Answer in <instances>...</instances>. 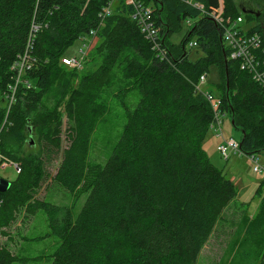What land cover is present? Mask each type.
<instances>
[{
    "label": "trees",
    "instance_id": "obj_1",
    "mask_svg": "<svg viewBox=\"0 0 264 264\" xmlns=\"http://www.w3.org/2000/svg\"><path fill=\"white\" fill-rule=\"evenodd\" d=\"M109 1L0 0V94L9 100L11 82L23 74L8 109L0 105V153L20 167L0 191V229L18 214L26 217L40 208L57 227L51 264H193L236 196L234 181L204 147L214 117L196 90L197 80L216 70L218 83L206 87L221 98L231 124L241 131L246 155L264 152V88L239 61L227 58L215 21L185 0H144L161 28L164 58L151 49L125 0L115 1L99 24L97 14ZM192 1L206 10L219 5L218 0ZM255 1L260 11L252 14L224 0L223 14L241 15L249 31L264 34V0ZM189 18L196 20L173 54L165 38ZM33 24L39 27L30 38ZM91 28L99 38L91 60L98 64L80 74L83 67L68 68L61 58ZM191 34L201 51L195 60L184 47ZM133 88L139 99L130 107L126 95ZM50 92L57 94L52 103L46 102ZM102 92L117 96L125 123L109 157L99 163L89 159V146L107 108L97 100ZM64 123L68 143L61 149ZM27 139L28 152L23 150ZM60 150L51 180L75 197L86 194L72 217L35 198L49 176L46 162ZM245 233L242 244L254 251L255 264H264V197ZM15 260L0 245V264Z\"/></svg>",
    "mask_w": 264,
    "mask_h": 264
},
{
    "label": "rangeland",
    "instance_id": "obj_2",
    "mask_svg": "<svg viewBox=\"0 0 264 264\" xmlns=\"http://www.w3.org/2000/svg\"><path fill=\"white\" fill-rule=\"evenodd\" d=\"M222 1L224 4V0ZM234 3L238 11L241 12L255 14L260 11V6L255 0H234ZM189 20L193 23L196 19L189 18ZM189 30L187 19H184L180 21L176 31L166 36V44L173 54H177L181 50L180 45ZM195 40L196 35L191 34L184 45L185 50L188 52V58L191 60H195L201 55V51L196 46L189 45L190 42ZM98 43L99 38H96L89 52L88 62L84 63L83 68L79 70L80 74L93 71L97 67L98 63L96 64L95 60L92 61L91 59L93 48ZM78 45L79 41L76 40L67 49V55L74 54ZM22 76L23 74L19 76V79L21 78L20 81H22ZM218 81V74L212 67L209 79L207 77V84L216 85ZM74 82L76 86L80 81L75 78ZM15 84V82H11L12 86ZM209 88L211 89V87ZM110 93L105 94L102 92L97 98L98 101L106 104L107 108L99 117L90 138L89 159L99 163H104L109 157L125 123L124 110L117 100V96ZM55 94L56 92H50L46 102L52 103ZM65 96L68 97V94ZM138 99L139 92L136 88L127 92L126 103L130 107H133ZM8 103L9 100L6 95L4 93L0 94V105L6 106L7 110ZM61 108L63 109V106ZM65 127L64 123L61 134V149L68 143ZM222 131L225 138L232 137L236 141H240L241 131L231 124L228 114L223 117ZM213 135L214 133L209 129L204 139V147L206 148L207 143L216 150L220 161L217 166L222 168L227 173V176L234 181L236 196L220 214L212 234L201 248L197 260L193 264H255L257 258L254 251L252 252V248L242 244V242L247 237L245 233L247 224L252 221L264 197V172L255 173L253 171L254 163L250 156L246 154L231 153L228 160L222 159L216 148L220 139L215 138ZM27 141L28 139L23 147L26 152L32 149L27 144ZM61 155L62 152L60 150L50 161L46 162L49 176L41 184L35 198L54 205V210L60 216L72 217L78 213L86 198V194L75 197L66 192L60 184L51 180V176L60 162ZM255 157L258 158L257 163L264 166V152L256 154ZM17 172L11 165L5 167L0 165V178L2 179L13 180L16 178ZM27 214L26 217L24 212L18 214L14 222L0 229V245L8 248L16 257L13 264H51V254L59 244V238L56 234L57 230H55L57 227L53 228L50 225L49 216L40 208H37L34 214ZM254 239L259 243L261 242L258 236ZM255 249L257 247L253 248V250Z\"/></svg>",
    "mask_w": 264,
    "mask_h": 264
},
{
    "label": "built area",
    "instance_id": "obj_3",
    "mask_svg": "<svg viewBox=\"0 0 264 264\" xmlns=\"http://www.w3.org/2000/svg\"><path fill=\"white\" fill-rule=\"evenodd\" d=\"M117 0H110L98 12L99 24H102L104 18L111 13L113 3ZM126 3L132 5L131 18L138 25L143 37L150 43L151 49L162 58L166 57V49L163 47V38L161 36V28L154 20V8L151 4L145 3L144 0H125ZM198 8L204 15L210 17L221 28V36L225 48L227 50V58L239 61V67L251 74V77L257 81L264 88V34L256 31H249V26L244 22L241 15L237 17L224 16L223 1H219L216 9L206 10L204 5L199 2H192V0H185ZM188 24L191 22L188 20ZM39 26L33 24L30 31V38L33 31ZM96 28L89 29L88 32L82 33L77 37L79 45L76 52L72 55H67L61 58V61L71 68L81 69L85 61L88 60L89 52L96 39ZM30 40L27 47H30ZM191 42L190 46L195 45ZM24 66L21 62L20 69ZM19 81L17 76L15 83ZM207 74L202 73L196 83V90L200 92L209 102L213 112V121L210 122L209 127L216 137L220 138L217 144V151L222 159L225 161L229 159L231 153L244 154L240 149L239 141L234 138H225L222 131L223 117L228 114L222 106L221 98L206 87ZM16 84L12 87V92L9 97V104L13 101ZM254 163L253 171L255 173H263L264 166L257 163L255 155H249ZM0 165L5 167L11 165L15 171H19L18 163L7 159L0 154ZM3 204V199L0 197V209Z\"/></svg>",
    "mask_w": 264,
    "mask_h": 264
},
{
    "label": "crops",
    "instance_id": "obj_4",
    "mask_svg": "<svg viewBox=\"0 0 264 264\" xmlns=\"http://www.w3.org/2000/svg\"><path fill=\"white\" fill-rule=\"evenodd\" d=\"M215 138L220 139L219 137H216L215 135H213ZM219 143V142H218ZM206 150L210 156L211 161L215 164L218 165L217 163H220L218 157H217V153L216 150L214 148H212L210 145H208L206 143ZM231 179V178H230Z\"/></svg>",
    "mask_w": 264,
    "mask_h": 264
},
{
    "label": "water",
    "instance_id": "obj_5",
    "mask_svg": "<svg viewBox=\"0 0 264 264\" xmlns=\"http://www.w3.org/2000/svg\"><path fill=\"white\" fill-rule=\"evenodd\" d=\"M9 184L10 182L8 180L0 178V191L5 190Z\"/></svg>",
    "mask_w": 264,
    "mask_h": 264
},
{
    "label": "bare ground",
    "instance_id": "obj_6",
    "mask_svg": "<svg viewBox=\"0 0 264 264\" xmlns=\"http://www.w3.org/2000/svg\"><path fill=\"white\" fill-rule=\"evenodd\" d=\"M193 2V1H192ZM189 19H187V21H188ZM213 20V19H212ZM190 22H191V20H189ZM191 24V23H190ZM190 24H188V25H190ZM193 42H195V41H193ZM191 43V42H190ZM196 43V42H195ZM190 45V44H189ZM196 45V44H195ZM195 45H193V46H195ZM67 56V55H66ZM69 56V55H68ZM1 129H2V127L0 128V131H1ZM1 154V153H0ZM1 197V196H0ZM2 198V197H1Z\"/></svg>",
    "mask_w": 264,
    "mask_h": 264
}]
</instances>
